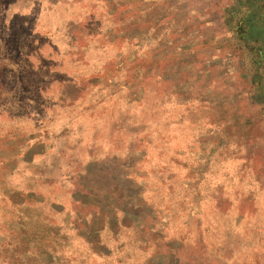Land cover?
Masks as SVG:
<instances>
[{
  "label": "crops",
  "instance_id": "crops-1",
  "mask_svg": "<svg viewBox=\"0 0 264 264\" xmlns=\"http://www.w3.org/2000/svg\"><path fill=\"white\" fill-rule=\"evenodd\" d=\"M154 3L0 0V168H5L0 183L19 184L11 190L21 206L34 198L56 207L42 184L72 183L73 152L64 150L68 157L60 163L58 110L75 101L74 91L90 77L89 50H154L155 42V50H171L167 67L201 50L197 11L187 14L186 0ZM157 6H172L171 15L153 18ZM247 20L253 22L240 31L246 41L225 82H230V102L240 107L230 106L223 124L211 108L178 112L181 121L173 131L192 138L164 141L155 150L147 144L142 159L117 174L115 189L93 190L83 180L81 190L68 189L81 225L69 228L74 242L40 244L48 246L39 249L40 262L264 264V15L253 13ZM178 21L190 24L185 35L171 31L170 24ZM225 23L232 27L233 18ZM174 77L172 88L181 87L184 79ZM198 98L203 103L207 96ZM121 181L129 184V192L121 190ZM85 211L97 215L90 233L82 224Z\"/></svg>",
  "mask_w": 264,
  "mask_h": 264
},
{
  "label": "rangeland",
  "instance_id": "rangeland-1",
  "mask_svg": "<svg viewBox=\"0 0 264 264\" xmlns=\"http://www.w3.org/2000/svg\"><path fill=\"white\" fill-rule=\"evenodd\" d=\"M169 8L154 7L152 17H160L163 13L170 16ZM140 9L143 8L137 10ZM184 10L187 14L197 11L195 16L200 18L203 39L198 48L201 50H192L194 55L179 61L171 60L169 67L166 59L172 57L168 53L171 50H155V42L154 50L88 51L86 58L90 65L86 74L90 77L81 81L82 86L76 93L74 91L75 101L60 104L58 110L62 115L57 121V141L62 148L60 163L63 165L68 157L64 150L73 152V161L69 163L72 183L58 182L54 188H44L42 184L43 190L50 191L49 203H56L53 207L46 205L45 200L34 198L21 206L11 190L19 184L1 181L0 264H55L40 262L42 254L39 251L48 250V246L43 249L40 244L49 240L64 245L74 242L69 228L81 225L78 226L79 220L74 217L77 213L80 218V213L76 204L68 199V189L81 190V180L88 182L93 190L101 185L115 189L117 174H126L135 161H140L147 144L153 143L155 150L160 149L164 141L192 138V133L173 131L181 121L178 112L193 113L211 108L220 117L217 122L223 124L225 111L230 106L240 107L242 103L230 102L231 86L230 82L225 86V82L230 79L228 69L241 55L242 41H246L241 39L240 31H246L247 25L253 22H248V15H264V0H186ZM230 16L233 24L228 28L225 18ZM170 27L171 31L179 29L185 35L190 24L178 21ZM172 34L180 36L177 31ZM148 66H151L149 71ZM174 74L184 79L181 87L170 85L178 79L172 80ZM237 77L240 79L239 76L233 79ZM202 94L207 96L203 103L198 102ZM4 172L5 168L1 167L0 178H5ZM121 182V190L129 192V184ZM82 213L87 215V211ZM96 219V214L88 213L85 217L82 224L89 233L97 226Z\"/></svg>",
  "mask_w": 264,
  "mask_h": 264
}]
</instances>
